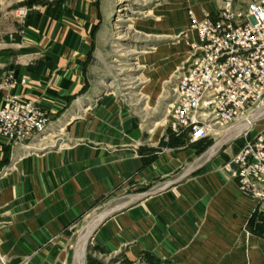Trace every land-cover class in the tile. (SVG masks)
<instances>
[{
  "label": "crops",
  "instance_id": "crops-1",
  "mask_svg": "<svg viewBox=\"0 0 264 264\" xmlns=\"http://www.w3.org/2000/svg\"><path fill=\"white\" fill-rule=\"evenodd\" d=\"M26 1L0 0V99H29L51 119L0 166V264H78V237L94 221L82 264H264V205L224 166L231 145L216 152L258 119L213 146L190 141L166 128L175 82L144 85L132 107L100 92L106 0H36L21 17ZM169 3L189 43L190 15H213L222 0ZM54 135L62 144L30 150Z\"/></svg>",
  "mask_w": 264,
  "mask_h": 264
},
{
  "label": "built area",
  "instance_id": "built-area-1",
  "mask_svg": "<svg viewBox=\"0 0 264 264\" xmlns=\"http://www.w3.org/2000/svg\"><path fill=\"white\" fill-rule=\"evenodd\" d=\"M188 28L197 39L189 41V63L175 77L169 127L197 141L264 97V0H249L244 8L222 0L213 15L197 20L191 14ZM50 119L29 99L14 94L0 99V135L11 144L42 134ZM249 133L239 134L242 143L224 166L241 191L264 205V126Z\"/></svg>",
  "mask_w": 264,
  "mask_h": 264
},
{
  "label": "rangeland",
  "instance_id": "rangeland-1",
  "mask_svg": "<svg viewBox=\"0 0 264 264\" xmlns=\"http://www.w3.org/2000/svg\"><path fill=\"white\" fill-rule=\"evenodd\" d=\"M35 2L36 0H27L22 5L25 15ZM106 3V15L95 29L97 67L100 69L104 83L100 92L111 99H118L125 106L132 107L131 99L142 96L140 89L144 85L165 83V88H167L170 82L171 84L175 82L178 71L189 59L188 40L184 36L185 25L175 21L176 15L170 8L169 0H106ZM161 77L164 80H161ZM133 106L138 107L139 105ZM263 109L264 97L254 104H250L242 116L225 122L221 126H216L215 132L208 139L209 146H213L229 130L238 128L241 122H243L242 124L246 123L254 114ZM160 113L153 114L149 123L158 118ZM169 118L170 116L167 117L165 124L166 128L171 130L168 127ZM257 119L253 123L254 128L248 130L251 133L264 126V114ZM251 124L246 129L250 128ZM61 129L58 128V130ZM0 138L2 151L0 166L5 169L13 157L12 148L11 143L5 137L0 135ZM170 140L175 139L170 138ZM239 140L240 136L238 135L222 143L216 152H220L224 147L231 145L230 155L232 156L230 158H232L236 153ZM62 142V139L54 135L42 140L40 144H31L29 147L35 148L30 149L31 151L41 152L53 149ZM87 232L85 226L77 240L78 264H82L88 239L83 243L82 250L79 249V245Z\"/></svg>",
  "mask_w": 264,
  "mask_h": 264
},
{
  "label": "bare ground",
  "instance_id": "bare-ground-1",
  "mask_svg": "<svg viewBox=\"0 0 264 264\" xmlns=\"http://www.w3.org/2000/svg\"><path fill=\"white\" fill-rule=\"evenodd\" d=\"M262 114H264V109H263L262 111H260L259 113L254 114V116L251 117L249 121H247L246 123H244L240 129H238V130H236V131H233V132L231 131L230 134L228 133V135L223 139V141H226V140H228L230 137L235 136L236 134H239L240 132H242L243 130H245V129L249 126V124H251L252 121H254V120H256L257 118H259V116L262 115ZM214 132H215V129H214ZM223 141H222V142H223ZM96 224H97V223H96L95 221L92 222V224H91V226H90V229H89V232H91V230L96 226ZM89 232L87 233V235L83 236V238H82V240H81V244L79 245V249H81V247L84 245L83 243L86 242V239L88 238V236H89V234H90ZM81 250H82V249H81Z\"/></svg>",
  "mask_w": 264,
  "mask_h": 264
}]
</instances>
